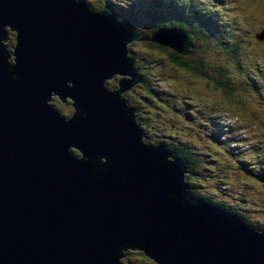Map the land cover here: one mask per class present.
<instances>
[{"label": "water", "instance_id": "95a60500", "mask_svg": "<svg viewBox=\"0 0 264 264\" xmlns=\"http://www.w3.org/2000/svg\"><path fill=\"white\" fill-rule=\"evenodd\" d=\"M191 39L81 0H0V264H264V229L193 195L125 96L130 42Z\"/></svg>", "mask_w": 264, "mask_h": 264}, {"label": "trees", "instance_id": "16d2710c", "mask_svg": "<svg viewBox=\"0 0 264 264\" xmlns=\"http://www.w3.org/2000/svg\"><path fill=\"white\" fill-rule=\"evenodd\" d=\"M81 1L92 10L109 12L131 32L139 36H150L161 28H174L191 34V45L188 47L187 54H179L149 40L137 41L136 45L142 44L145 53L160 64H164L162 60L165 58V61L171 64V68L188 71L198 78L205 79L211 96L204 98L199 111L186 112L187 103L183 100L171 106L168 100L172 98L166 96L165 101L160 103L165 127L151 132L148 128L149 123L147 124L146 107L154 106L153 97L161 94L169 95L171 92L166 88H151L146 73L140 69L144 62L142 60H138L141 64L136 62L140 48L134 46L129 47V54L138 68L142 81L126 91L125 96L135 109L136 119L143 129V140L147 143H163L173 153L184 158L187 166L185 181L193 195L235 214L256 228L264 229V158L255 157L264 156V133L260 134L257 129L261 126V130L264 131V110H259L260 106L264 108V95L262 98L259 95L254 97L259 103H251L248 112L238 111V95L243 96L245 92L250 91H253L249 93L252 95L262 92L256 91L258 89L256 76L252 75L251 78L249 69L241 62H237L239 44L235 40L229 44L226 42L233 29L228 25L230 23H226L219 15L220 8L200 6V0ZM202 32H205L207 37L220 36L218 43L224 51L229 52L233 60L231 66L220 64L221 66L217 65L212 69L205 68L204 62L199 57L201 53L199 43L204 40ZM259 41L264 42V40ZM157 49L163 54H155ZM260 63L264 64V61ZM254 67L255 63L251 65V68ZM236 72L240 74L234 77L232 73ZM196 91V88H188L186 96L194 97ZM173 99L176 100L177 97ZM243 105L248 104L243 102ZM57 106L60 108L59 105ZM250 112L255 116L258 115L259 123L249 116ZM197 115L203 117L199 118ZM168 116H171L168 122L176 121L177 128L172 130L168 127L169 125L164 121V117ZM222 120L228 121L229 124L223 126ZM234 125H239L242 129L243 136H246L243 140L233 136L231 129L236 127ZM254 125L256 128H253ZM249 132L254 135L248 136ZM194 138L198 141L194 142ZM211 141L222 145L220 152L221 155L224 154L223 158L228 152L227 164L220 166L223 162L219 154L207 156ZM240 144L254 148L252 156L255 159L250 164H248L250 158L245 156L238 158L233 155L235 154L233 150ZM229 159H236V161ZM233 169L240 172L233 173ZM238 180H241L240 183H237ZM230 181L235 182L233 183L235 187L236 184H244L245 190L240 189L242 194H238V191L231 193Z\"/></svg>", "mask_w": 264, "mask_h": 264}, {"label": "rangeland", "instance_id": "374dc122", "mask_svg": "<svg viewBox=\"0 0 264 264\" xmlns=\"http://www.w3.org/2000/svg\"><path fill=\"white\" fill-rule=\"evenodd\" d=\"M201 3V4H200ZM199 5L206 7L210 6L211 8L219 7L220 12L219 15L226 21V23L233 29L232 33L230 34L229 38L226 40V42L229 44L231 41H236L239 44V54L237 57V62H241L246 68L249 69V76L252 78V75L256 76L257 79V85L258 89L256 90L258 93L257 95H252L249 93H253V91L245 92L243 96L238 95L237 98L239 99L238 104V111L242 112H248L250 110V104H256L255 102L259 103L255 100L254 97L261 96V98L264 95V64L260 63V61H264V42L259 41L256 37L258 33L261 32V28H263V22H264V0H200ZM225 13V14H224ZM221 23V22H220ZM224 29V27H223ZM167 35L170 36L171 33L167 32ZM202 37L204 40H202L199 43V46L201 47V53H199V57L202 59V61L205 64V68L212 69L214 66L223 64L226 66H231L233 63V60L231 59V56L223 50L221 45L218 43L220 36H209L205 34V32H202ZM137 41H132L129 43L130 46H134L136 48H140L139 51V57L138 60H142L144 62V65L141 64L142 68H140L144 73H146V77L150 82V86L153 89H160V88H166L169 93V95L161 94L158 95V97H153L154 106H148L146 107L145 114L148 120V128L151 132H155L158 128L165 127L163 118L161 116V105L160 103L162 101H165V97L169 96L170 100L169 104L172 106L176 104L178 101L183 100L187 103L186 112H189L190 110H197L199 111L202 107V104L204 103V98L207 96H211L210 94V88L208 85H206L205 79L202 77H197L196 75L191 74L188 71H184L181 69H174L171 68V64L167 63L165 61V58L162 60L164 64L158 63V61L154 60L152 56L145 53V51L142 49L144 46L136 45ZM136 45V46H135ZM155 54L161 55L163 54L158 49L155 50ZM159 57V56H157ZM263 57V58H262ZM160 60V59H159ZM257 60V61H256ZM255 63V67L251 68V65ZM221 66V65H220ZM227 71V70H226ZM240 73H232V75L238 76ZM233 77V78H234ZM188 88H196V95L193 96H186L187 89ZM138 91V90H136ZM210 93V94H209ZM174 100L173 98H176ZM242 99V100H240ZM264 99V98H263ZM145 101V100H144ZM158 101V102H157ZM248 104L246 106L243 105ZM57 104L60 106V109L64 113H69L71 111V107L69 105H66L64 103H61L60 101H57ZM263 106H260L259 110H264L262 108ZM166 113L167 110H166ZM250 117L252 119H255L256 123H259L258 115H254L253 113H249ZM199 118H202L203 116L197 115ZM171 118V116L164 117V121L169 125L168 127H171L173 130L174 128H177L175 126L177 124L176 121H172L170 123L168 122ZM205 118V117H204ZM206 119V118H205ZM180 122V121H178ZM223 126H227L229 124L228 121L222 120ZM236 127H233L231 129V132L233 133V136L235 138H238L240 140H243L246 136H243L244 133L239 125H234ZM253 128H256L255 125ZM258 132L260 134H263L264 131L261 130V126L257 127ZM257 132V133H258ZM254 135L252 132L248 133V136ZM194 138V142H197ZM221 146L220 144H217L216 142H210V147L208 148V154L207 156L211 155H220L219 158L222 160V164L219 163L220 166L223 164H227V154L223 158V155H221ZM254 148H248L245 145L240 144L237 149H234L233 151L235 154H233L236 157L245 156L250 159H248V164L254 161L255 157L257 158H264V156H255L253 152ZM229 160H235L236 159H229ZM240 171L237 169H233V173H239ZM241 180H238L237 183H240ZM235 183V182H233ZM232 181L229 182L231 186V193L234 194V192L238 191V194H242L241 188L245 190L243 187L244 184H236V187ZM264 187V184H263ZM217 197H219L217 195ZM220 198V197H219Z\"/></svg>", "mask_w": 264, "mask_h": 264}, {"label": "clouds", "instance_id": "9594fccd", "mask_svg": "<svg viewBox=\"0 0 264 264\" xmlns=\"http://www.w3.org/2000/svg\"><path fill=\"white\" fill-rule=\"evenodd\" d=\"M169 48V47H168ZM171 49V48H170ZM173 50V49H172ZM187 54V53H186ZM58 100H56V103H57ZM68 104V103H67ZM130 104V103H129Z\"/></svg>", "mask_w": 264, "mask_h": 264}, {"label": "flooded vegetation", "instance_id": "af4514ba", "mask_svg": "<svg viewBox=\"0 0 264 264\" xmlns=\"http://www.w3.org/2000/svg\"><path fill=\"white\" fill-rule=\"evenodd\" d=\"M64 104H67V103H64ZM58 105V104H57ZM68 105V104H67Z\"/></svg>", "mask_w": 264, "mask_h": 264}]
</instances>
